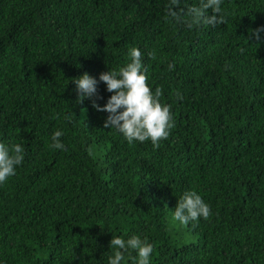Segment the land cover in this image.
<instances>
[{
	"label": "trees",
	"instance_id": "obj_1",
	"mask_svg": "<svg viewBox=\"0 0 264 264\" xmlns=\"http://www.w3.org/2000/svg\"><path fill=\"white\" fill-rule=\"evenodd\" d=\"M198 2L177 8L187 19ZM166 4L0 0V141L25 153L0 185V264H107L112 236L132 234L151 264H264V0H224L225 22L192 28ZM131 47L175 121L155 148L76 102L73 78L118 69ZM57 129L66 150L50 146ZM186 190L211 212L182 226Z\"/></svg>",
	"mask_w": 264,
	"mask_h": 264
},
{
	"label": "clouds",
	"instance_id": "obj_2",
	"mask_svg": "<svg viewBox=\"0 0 264 264\" xmlns=\"http://www.w3.org/2000/svg\"><path fill=\"white\" fill-rule=\"evenodd\" d=\"M223 3L224 0H199L197 5L187 8L185 19L184 10L177 8L179 0H167L166 13L169 19L184 23L188 28L199 24L215 26L225 22ZM128 56L130 59L125 65L102 72L98 78L88 73L73 78L77 92L76 102L80 103L87 98L93 108L107 113L103 127L114 130L127 143L150 141L155 148L161 140L168 138L175 126L171 106L161 102V88L153 90L147 83L148 77L139 48L128 49ZM100 82L111 93L102 106L92 99H99L97 85ZM62 136L61 129L54 131L50 137V146L66 150ZM24 156L23 145L0 141V185L16 174ZM210 212V206L197 191L186 190L177 199L172 219L187 226L190 222L207 219ZM109 248L112 252L107 257V264H122L126 255L133 264H151L154 251L152 243L136 234L129 235L126 239L121 235L112 236Z\"/></svg>",
	"mask_w": 264,
	"mask_h": 264
}]
</instances>
